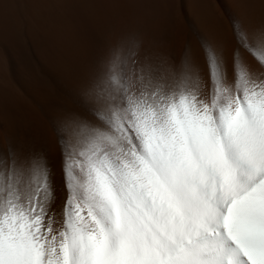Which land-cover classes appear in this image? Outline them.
Returning <instances> with one entry per match:
<instances>
[{
    "label": "snow or ice",
    "instance_id": "6c2138e0",
    "mask_svg": "<svg viewBox=\"0 0 264 264\" xmlns=\"http://www.w3.org/2000/svg\"><path fill=\"white\" fill-rule=\"evenodd\" d=\"M179 61L102 57L47 153L0 149V264H264V23ZM195 31V29H193Z\"/></svg>",
    "mask_w": 264,
    "mask_h": 264
},
{
    "label": "bare ground",
    "instance_id": "6f19581e",
    "mask_svg": "<svg viewBox=\"0 0 264 264\" xmlns=\"http://www.w3.org/2000/svg\"><path fill=\"white\" fill-rule=\"evenodd\" d=\"M264 23V0H0V149L9 137L58 170L55 122L80 111L98 61L135 36L142 51L179 61L200 39L231 47L230 18ZM195 29V31L193 30Z\"/></svg>",
    "mask_w": 264,
    "mask_h": 264
}]
</instances>
